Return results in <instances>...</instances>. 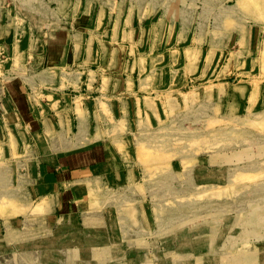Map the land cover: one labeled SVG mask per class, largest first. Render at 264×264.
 I'll list each match as a JSON object with an SVG mask.
<instances>
[{"label":"crops","instance_id":"0c3cea01","mask_svg":"<svg viewBox=\"0 0 264 264\" xmlns=\"http://www.w3.org/2000/svg\"><path fill=\"white\" fill-rule=\"evenodd\" d=\"M237 7V0H0V199L43 222L69 214L92 223L104 214L95 196L102 201L111 181L128 176L103 131L109 112L100 103L158 88L167 95L190 82L198 98L239 103L243 93L254 113L264 112V57L245 59L250 73L236 78L241 41L246 56L264 53V2L257 18Z\"/></svg>","mask_w":264,"mask_h":264},{"label":"rangeland","instance_id":"374dc122","mask_svg":"<svg viewBox=\"0 0 264 264\" xmlns=\"http://www.w3.org/2000/svg\"><path fill=\"white\" fill-rule=\"evenodd\" d=\"M263 2L237 0V8L257 18ZM239 45L237 79L250 73L245 59L264 57ZM189 85L100 103L128 179L95 196L104 214L92 223L69 214L43 222L0 199V264H264V112L243 93L239 103L218 102Z\"/></svg>","mask_w":264,"mask_h":264},{"label":"bare ground","instance_id":"6f19581e","mask_svg":"<svg viewBox=\"0 0 264 264\" xmlns=\"http://www.w3.org/2000/svg\"><path fill=\"white\" fill-rule=\"evenodd\" d=\"M99 105V104H98Z\"/></svg>","mask_w":264,"mask_h":264}]
</instances>
